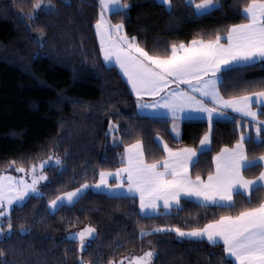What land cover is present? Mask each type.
<instances>
[{"label":"trees","instance_id":"1","mask_svg":"<svg viewBox=\"0 0 264 264\" xmlns=\"http://www.w3.org/2000/svg\"><path fill=\"white\" fill-rule=\"evenodd\" d=\"M34 2L0 0V170L11 160L28 166L52 155L59 156L64 164L45 168L49 180L40 187L43 195L29 196L22 206H14V231L0 238V264H78V242L65 235L89 224L98 235L81 255L93 264L120 261L149 248L158 253L154 264H221L224 254L219 244L181 238L174 231L141 238L139 229L202 225L225 212L235 213L247 203L244 195H234L236 207L232 209L182 200V210L174 208L170 215L161 213L146 219L137 198L89 189L78 203L50 211L48 201L60 192L79 187L85 179L94 183L101 168L121 166L124 147L114 145L110 120L121 125L115 135L124 142L142 139L149 160L164 155L155 140L158 135L170 147L197 148L208 123L183 121L181 137L174 139L170 119L137 113L129 85L115 67L104 64L98 51L94 34L98 0H68L67 4L52 0L58 14H41L32 21L23 14L32 11ZM129 2L132 7L127 15H112V21L123 19L130 36H136L149 50L163 51L172 42L190 41L242 22L237 9L245 0H219L220 7L203 15L195 14L186 0H173L171 10L157 0ZM41 29L43 46L35 40ZM260 82H264V62L222 75L220 92L227 98L242 94L246 88L254 90L250 85ZM246 129L252 133L254 127L239 119L213 121L210 149L199 154L193 174L200 172L206 177L213 170L216 153L225 145L233 146ZM246 144L250 158L264 153V144ZM260 172L258 166L246 169L245 175L251 178ZM263 197L259 188L252 193V202ZM21 226L28 231H21Z\"/></svg>","mask_w":264,"mask_h":264},{"label":"snow or ice","instance_id":"2","mask_svg":"<svg viewBox=\"0 0 264 264\" xmlns=\"http://www.w3.org/2000/svg\"><path fill=\"white\" fill-rule=\"evenodd\" d=\"M160 2L171 10L173 0ZM186 2L188 6H194L197 15L207 14L221 6L219 0ZM98 3L99 13L95 22L98 51L106 66H119L135 94L138 108L166 109L177 135V121L186 111L205 113L209 128L200 139L199 149L170 147L164 137L158 135L165 155L149 160L142 139L124 142L123 137L115 135L121 130V125L110 120L108 127L114 145L119 147L123 144L124 147L121 166L114 170L101 168L99 179L94 183L90 184L85 179L79 187L60 192L48 201L50 211L55 213L66 204L78 203L93 187H106L115 192L123 188L133 194V198L138 194L139 209L146 219L160 215L161 208L165 210L164 215H170L173 208L182 210L181 201L190 198H195L205 207L232 209L236 207L234 195L247 194V203L235 213L225 212L202 225L189 228L176 224L153 229L140 227L139 232L143 238L174 231L181 238L206 239L212 245L219 244L224 254L221 264H264V199L252 202V193L264 188V171L251 178L245 175L246 169L264 167V153L250 158L246 144V141L264 144V82L250 85L254 90L246 88L242 94L227 98L220 92L222 75L254 65L258 60L264 61V0H245L243 7L237 9V14L243 17L242 22L217 29L207 36H194L190 41L172 42L163 51L149 50L136 36H130L123 19L112 21V15L121 12L127 15L132 7L129 0H98ZM31 8V12L23 15L32 21L39 19L41 14H58L52 0H35ZM43 37L44 30L41 29L40 35L35 37L36 43L43 46ZM144 97L153 99L145 102ZM229 109L250 118L251 124L255 125V136L251 131H241L233 146L225 145L213 157L215 167L206 178L200 172L193 174V168L199 163V154H203L211 144L214 119L227 115ZM50 161L54 163L49 164ZM63 164L59 156L52 155L39 164L28 166L23 161L11 160L0 170V236L14 231V204L21 202L22 206L30 193L43 195L38 186L41 181L49 180L44 168ZM9 168L23 175H12L7 171ZM109 178L116 179L117 183L110 184ZM21 231L28 229L21 226ZM96 235L97 229L89 224L70 232L67 238L78 241L79 252L85 253ZM157 255L155 248H149L142 250L141 254L124 256L118 262L109 260L107 264H124L125 261L127 264H154ZM78 264H93V261L80 255Z\"/></svg>","mask_w":264,"mask_h":264},{"label":"crops","instance_id":"3","mask_svg":"<svg viewBox=\"0 0 264 264\" xmlns=\"http://www.w3.org/2000/svg\"><path fill=\"white\" fill-rule=\"evenodd\" d=\"M158 1V0H157ZM165 6V5H164ZM166 7V6H165ZM194 7V6H193ZM167 8V7H166ZM94 34H95V37H96V41H97V44H98V47H99V40H98V36L96 35V32H95V25H94ZM101 55V58L103 60V57H102V54ZM104 62V61H103ZM257 62H264V61H260L258 60ZM105 64V62H104ZM112 67H115L118 72L121 74V76L125 79L126 83H127V78L123 75L122 71L119 69V66L118 65H111ZM128 84V83H127ZM129 85V84H128ZM130 87V85H129ZM131 89V87H130ZM133 93V92H132ZM133 95L135 96V94L133 93ZM136 98V97H135ZM153 98L152 97H144V101L145 102H149L151 101ZM207 102V101H206ZM137 113L140 115V116H145V117H154V118H167V119H170L171 120V124H170V128H169V131H170V134L171 136L174 138V139H179L181 137V132H182V122L183 121H186V120H202V121H206L208 123V120H207V116L205 113L203 112H197V111H186L185 114L183 115V118L178 120L177 121V124H178V128H179V134L177 135V132L176 131H173L172 129V124H173V121H172V118L171 116L168 114L167 110L166 109H139L138 106H137ZM232 119H239L240 121L242 122H245L246 124H249V125H252L254 127V130L252 132V135L255 136V125L254 124H251V121H250V118H247V117H242L240 113H237V112H234L232 110H228V114L225 115V116H217L215 120H232ZM208 128H209V125H208ZM245 133H248V129H246L244 131ZM156 142L157 144L162 148V142H158V137H156ZM200 142V141H199ZM247 142V141H246ZM210 145H208V148L206 151H208L210 149ZM198 149L200 148V143L198 144ZM204 151V152H206ZM203 152V153H204ZM165 155V153H164ZM212 166H213V170H214V167H215V162L214 160L212 159ZM261 171H264V167H261ZM206 178V177H205ZM99 179V178H98ZM109 183L110 184H116L117 183V180L114 179V178H109ZM93 189V191L95 192H99V193H104V194H107V195H110V196H131L133 197V194L131 193H128L126 189H119L118 192H115V191H111L109 189H107L106 187L105 188H101V189H97L95 187L91 188ZM95 189V190H94ZM263 191H264V188H262ZM247 194H245L244 196H246ZM135 198H137L138 202H139V197H138V194L135 195ZM264 199V197H263ZM187 200H190V201H193L195 203H198V204H201L199 203L195 198H190V199H187ZM202 205V204H201ZM174 209V208H173ZM172 210V209H171ZM170 210V211H171ZM164 209L161 208L160 209V213H164ZM143 215V213H141ZM144 216V215H143ZM186 238V237H185ZM191 239H196V238H191ZM206 240V239H204ZM207 241V240H206ZM210 243V242H209Z\"/></svg>","mask_w":264,"mask_h":264},{"label":"rangeland","instance_id":"4","mask_svg":"<svg viewBox=\"0 0 264 264\" xmlns=\"http://www.w3.org/2000/svg\"><path fill=\"white\" fill-rule=\"evenodd\" d=\"M158 2L159 3H161L160 2V0H158ZM166 6V5H165ZM167 7V6H166ZM48 158V157H47ZM47 158H45V159H43V160H47ZM52 163H54V161H50L49 162V164H52ZM37 164H39V163H37ZM48 167H51V166H46L45 168H48ZM45 168H44V170H45ZM8 172H10L12 175H15V176H20V175H23V173H18V172H15V171H13V169H11V168H9V171ZM46 181H41V183H40V185L38 186L39 188L45 183ZM91 189V188H90ZM91 190H93V189H91ZM95 190V189H94ZM41 193V192H40ZM38 195H40V194H37V193H30V195L29 196H38ZM28 198V197H27ZM27 198H25V200L27 199ZM24 202V201H23ZM22 202V203H23ZM21 204V202H17L16 204H14V206L15 205H20ZM66 205H68V204H66ZM84 228V227H83ZM82 229V228H81ZM78 230H80V229H78ZM78 230H74V231H71V232H76V231H78ZM70 233V232H69ZM69 233H67L66 235H65V237L67 238L68 237V234ZM0 238H1V236H0ZM68 239V238H67ZM189 239H191V238H189ZM71 240V239H70ZM78 242V241H77ZM79 245V244H78ZM79 254L81 255L82 253H80L79 252ZM118 262V261H117ZM124 264H127V262L125 261L124 262Z\"/></svg>","mask_w":264,"mask_h":264}]
</instances>
